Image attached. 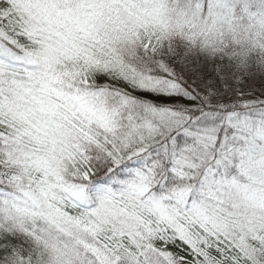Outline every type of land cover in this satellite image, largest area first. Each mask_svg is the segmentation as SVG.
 I'll return each instance as SVG.
<instances>
[{
  "label": "snow or ice",
  "instance_id": "6c2138e0",
  "mask_svg": "<svg viewBox=\"0 0 264 264\" xmlns=\"http://www.w3.org/2000/svg\"><path fill=\"white\" fill-rule=\"evenodd\" d=\"M0 264H264V0H0Z\"/></svg>",
  "mask_w": 264,
  "mask_h": 264
}]
</instances>
